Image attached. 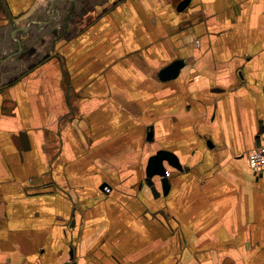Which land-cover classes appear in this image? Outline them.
Listing matches in <instances>:
<instances>
[{
	"label": "crops",
	"instance_id": "obj_1",
	"mask_svg": "<svg viewBox=\"0 0 264 264\" xmlns=\"http://www.w3.org/2000/svg\"><path fill=\"white\" fill-rule=\"evenodd\" d=\"M263 135L264 0H0V264H264Z\"/></svg>",
	"mask_w": 264,
	"mask_h": 264
},
{
	"label": "water",
	"instance_id": "obj_2",
	"mask_svg": "<svg viewBox=\"0 0 264 264\" xmlns=\"http://www.w3.org/2000/svg\"><path fill=\"white\" fill-rule=\"evenodd\" d=\"M188 1H183L179 4L178 10H182ZM182 66L181 61H174L164 69L159 72V79L161 81H167L169 79L174 78L179 69ZM148 137L151 138V132L148 134ZM167 162L172 168L176 170H181V166L179 165L178 159L172 153H168L165 151H158L154 156L150 157L147 162L146 170H145V182L147 186L151 189L152 193H155V189L153 187V178H160V182L162 185L163 193H165L168 189V181L166 179V170L163 166V162Z\"/></svg>",
	"mask_w": 264,
	"mask_h": 264
},
{
	"label": "built area",
	"instance_id": "obj_3",
	"mask_svg": "<svg viewBox=\"0 0 264 264\" xmlns=\"http://www.w3.org/2000/svg\"><path fill=\"white\" fill-rule=\"evenodd\" d=\"M245 158L248 166L254 173L260 174L264 172V135L261 137L258 145L250 150ZM104 192L108 194L110 188H105Z\"/></svg>",
	"mask_w": 264,
	"mask_h": 264
}]
</instances>
